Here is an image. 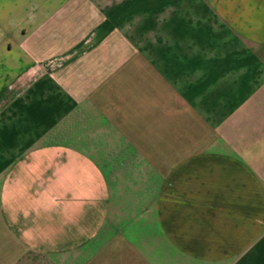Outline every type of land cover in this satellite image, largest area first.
<instances>
[{
	"label": "crops",
	"instance_id": "0c3cea01",
	"mask_svg": "<svg viewBox=\"0 0 264 264\" xmlns=\"http://www.w3.org/2000/svg\"><path fill=\"white\" fill-rule=\"evenodd\" d=\"M0 264H264V0H0Z\"/></svg>",
	"mask_w": 264,
	"mask_h": 264
}]
</instances>
